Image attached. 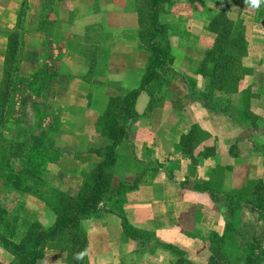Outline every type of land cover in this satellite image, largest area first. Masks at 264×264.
Returning <instances> with one entry per match:
<instances>
[{
  "label": "crops",
  "instance_id": "1",
  "mask_svg": "<svg viewBox=\"0 0 264 264\" xmlns=\"http://www.w3.org/2000/svg\"><path fill=\"white\" fill-rule=\"evenodd\" d=\"M142 5V0H0V87L9 39L16 33L22 45L12 110L30 115L7 123L3 136L17 133L20 140L31 118L44 119L43 128H57V145L76 152L65 162L78 160V170H86L94 160L91 151L103 144L96 122L108 99L137 89L148 67L150 53L140 39ZM205 7L203 0H164L157 9L163 29L156 41L171 62L156 69V81L139 91L125 126L128 138L115 148V178L131 187L81 223L86 264H173L172 248L205 264L209 237L226 230L223 195L264 183V94L250 99L251 113L262 123L243 143L239 122L226 119L213 132L211 121L218 116L200 104L207 80L199 66L216 40ZM37 72L46 73L43 88L35 81ZM175 115L181 118L176 124ZM194 115L199 122L186 119ZM193 126L209 136L189 153L181 137ZM65 175L78 186L86 174ZM27 201L21 217L50 227L49 208L40 200ZM122 218L150 239L127 236ZM237 232L243 243L259 242L264 251V222L247 208L238 213ZM52 244L36 264H68V247ZM12 261L0 245V264Z\"/></svg>",
  "mask_w": 264,
  "mask_h": 264
},
{
  "label": "trees",
  "instance_id": "2",
  "mask_svg": "<svg viewBox=\"0 0 264 264\" xmlns=\"http://www.w3.org/2000/svg\"><path fill=\"white\" fill-rule=\"evenodd\" d=\"M163 1L142 0L139 23L143 30L140 39L150 53L148 67L137 89L127 90L124 94L108 99L105 111L96 122L103 144L91 151L94 160L88 168L79 170L86 175L77 189L73 188L72 177L67 179L65 174L63 178H59L62 186H57V173L62 165L64 167L66 159L76 152L57 145L55 126L43 128L39 123L34 128H26L22 134L20 132V140H17V133L12 135V139L3 136L2 129L7 123L25 118L24 114L15 115L12 110L20 60L17 57L20 52L17 53V50L22 45V39L16 33L10 36L9 53L5 59L0 87V186L4 191L0 194V245L12 255L11 264H36L43 257L45 246L52 242L68 247V264H86V238L81 223L97 215L101 208L111 205L125 191L127 182L115 178V148L128 138L129 130L125 126L132 117L133 104L139 91L145 84L156 81V69L171 62L168 52L156 41L162 35L163 28L157 24V9ZM146 10L150 11L148 20ZM221 19L210 20L209 29L216 34V40L199 66V74L207 80L206 93L202 98L209 100L208 91L216 88L215 93L219 97L215 104L222 94L236 95L239 84L248 75L247 67L240 60L247 57L246 38L241 32L234 33L229 29L228 22L222 15ZM34 77L36 83L39 84L40 81L43 88L42 72H37ZM248 91L250 90L245 91V95ZM250 99L251 96H248L247 108ZM206 107L212 114L220 113L213 105ZM198 132L196 127H192L189 134L181 137V145L183 149H189V153L194 145L199 144L194 143ZM6 141L11 142L9 144ZM199 157H204V154H199ZM15 164L18 167L15 168ZM64 168L68 172L67 166ZM204 189L211 192L214 190L208 186ZM36 193L40 195L38 199L54 215V222L48 228H43L38 221L22 219V206L15 210L14 198L21 201L22 197L24 199L26 195ZM223 196L227 204L226 230L222 236L212 234L209 237L205 264H264V251L260 243H243L237 232L238 213L242 208H247L264 222V183L252 182L241 191ZM122 221L126 234L127 229H132L124 218ZM172 251L175 255L173 264H195L181 250L172 248Z\"/></svg>",
  "mask_w": 264,
  "mask_h": 264
},
{
  "label": "rangeland",
  "instance_id": "3",
  "mask_svg": "<svg viewBox=\"0 0 264 264\" xmlns=\"http://www.w3.org/2000/svg\"><path fill=\"white\" fill-rule=\"evenodd\" d=\"M203 2L206 5L204 11H205V14L207 15V18H209L208 19L209 23L212 18L221 19V15H222L223 18L228 22L227 25L229 29H231L234 33L235 31L241 32L246 38V45H247L246 56L247 57L244 59L241 58L240 60H242L244 66L247 67L248 75L245 76L242 79V82L239 84L238 90L236 92L237 94L235 95L232 92L233 93L232 95H228V96H225L223 94L220 95L221 99L217 100L218 101L217 103L218 105H217L215 104V100L216 98H218L217 97L218 94L215 93L217 90L216 88H212V90H209V91L207 90L209 100H211V102H209V100L207 99L205 100L204 98L200 99L201 101L200 104L202 105L203 108H205V110L207 109L206 107L207 105L208 106L213 105L214 108H216L220 112L218 115H215L208 111L211 115L218 116V117H215V119L212 116V118L214 119L213 121H211L213 132L219 131L221 126L228 119H234L241 124L242 132L238 136L239 137L238 139L240 143H243L242 141H244L245 139H249L250 136L257 129L256 124L262 123V120L260 118L255 117V115L251 113L250 103H248V108H247L246 100L248 96L252 97L258 94H264V0H258L256 6L253 5L252 0H203ZM149 16H150V11L146 10L147 20ZM208 26L210 27V24ZM17 53H18V50H17ZM202 59H204V57ZM42 75L44 76L42 78L43 79L42 82L44 83V85L42 86L45 87L47 85L46 84L47 82L46 73L42 72ZM248 89L250 91H248V94L245 95V91ZM205 93H206V90H205ZM103 111H105V108ZM24 117L28 119L30 117L29 113L24 115ZM186 117H188V114H186ZM194 118H195V115L193 116V118H186V119L191 121L192 123L195 122V120L198 121V119H194ZM180 119L181 118L178 115H175V119L173 120V122L176 124L178 120ZM43 120L38 119V118L36 119L31 118V121H32L31 126L27 128H34L40 122H41V125L45 124ZM193 127H196V126H193ZM196 128L199 130V132L197 136L194 138V143L196 142L201 143L207 139V136H209V134H207L206 131L199 129L198 127ZM6 142L10 144L11 141L10 142L6 141ZM77 162L79 161L76 160V161H73V163H67V162L64 163L65 164L64 167L67 166V168L69 169L68 172L65 171L66 168H64L62 165L61 166L62 168H60L61 170L57 173L56 176H59L58 178L60 177L63 178L64 174L66 173L69 174L70 176L76 175L79 172L78 168L81 165ZM14 167L16 168L18 167V165L15 164ZM216 173H217L216 175L217 181L215 182L219 184V179H220L219 172H216ZM58 178L56 179L57 180L56 183H57V186H60L62 180H59ZM131 184L128 183L124 188L126 189L130 188ZM76 186L77 185L74 186V183H73L74 189H77ZM3 193L4 191L1 189V186H0V194H3ZM38 196L40 195L37 193L32 194V195L29 194V195H26L24 199H22L23 198L22 197L21 201L17 200V198H14V199L12 198L14 200L13 203L15 204V207H16L15 210L18 209L20 206H22V209H23L26 206V203L28 202L27 200H31V199L39 200ZM116 207L118 206L115 205V208ZM22 209L20 211V217H21ZM126 235L127 236L133 235V236L139 237L140 239H143L144 241L150 239V236H147V234L137 233L136 231L134 230L132 231L130 229H127ZM144 241L140 243L142 244L140 245L141 247L145 246ZM49 244L50 243H48V245ZM61 245H62L61 243L55 242L53 246L61 247Z\"/></svg>",
  "mask_w": 264,
  "mask_h": 264
},
{
  "label": "clouds",
  "instance_id": "4",
  "mask_svg": "<svg viewBox=\"0 0 264 264\" xmlns=\"http://www.w3.org/2000/svg\"><path fill=\"white\" fill-rule=\"evenodd\" d=\"M257 2H258V0H252V3H253L254 6L257 5Z\"/></svg>",
  "mask_w": 264,
  "mask_h": 264
}]
</instances>
